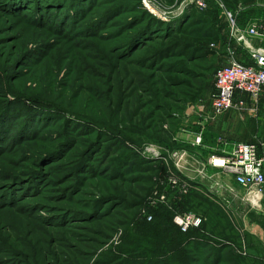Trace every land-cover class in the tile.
<instances>
[{
	"label": "rangeland",
	"instance_id": "obj_1",
	"mask_svg": "<svg viewBox=\"0 0 264 264\" xmlns=\"http://www.w3.org/2000/svg\"><path fill=\"white\" fill-rule=\"evenodd\" d=\"M48 1L0 0V264H264L257 204L197 161L186 115L212 99L227 48L200 50L229 0ZM173 210L206 220L184 237Z\"/></svg>",
	"mask_w": 264,
	"mask_h": 264
},
{
	"label": "built area",
	"instance_id": "obj_2",
	"mask_svg": "<svg viewBox=\"0 0 264 264\" xmlns=\"http://www.w3.org/2000/svg\"><path fill=\"white\" fill-rule=\"evenodd\" d=\"M194 7L198 11H205L208 8V4L205 0H194ZM228 16L232 24L231 28L235 31L236 20L234 19V14L228 11ZM247 33L251 37H264V19L253 23ZM243 38L244 36L240 35L237 41L240 42ZM211 48L217 49V44H211ZM227 55L228 61L221 64L216 70L211 106L208 108L205 103L201 102L186 111L187 117L193 116L197 118L193 122V133L195 135V143L198 145L203 141V128L210 124L213 119L233 109L241 110L246 106L247 102L244 99L236 98L238 92L246 93L249 96L252 102L251 108L254 109L264 90V50H251L252 63L240 61L237 58L236 47L233 45L227 46ZM260 147L257 142L238 141L233 144L229 153L222 158L218 157L220 159L219 162L216 159L213 161L215 166L229 172L235 183L247 192V195L242 198L243 200L249 201L248 196L254 194L260 196L258 202H251L252 206L260 203L264 197V155ZM170 182L173 183L174 187L177 186L179 188L180 194L176 199L181 201L183 196L189 191L188 185L179 176L176 178L171 177ZM229 192L236 196L234 189L229 190ZM162 198L164 199L165 196L163 195ZM173 212L174 221L183 232L200 228L206 220L203 215L194 212L175 210ZM244 249L243 253L246 254L245 246Z\"/></svg>",
	"mask_w": 264,
	"mask_h": 264
},
{
	"label": "crops",
	"instance_id": "obj_3",
	"mask_svg": "<svg viewBox=\"0 0 264 264\" xmlns=\"http://www.w3.org/2000/svg\"><path fill=\"white\" fill-rule=\"evenodd\" d=\"M230 9L232 13L236 15V30L234 31L231 27L224 30L223 35H225V42L223 43L222 39L217 44V49L220 47L227 48L228 45H233L236 47L237 58L240 61L252 63V58L250 57L251 50H264V37H251L248 35L247 31L253 23L264 19V0H241L239 6ZM240 35H243L244 38L242 41L238 42L237 38ZM223 52L226 53L227 49ZM225 57L224 63L228 61L227 53ZM236 98L244 99L247 102L246 106L241 110L233 109L219 116L208 124L207 127L203 128V141L201 144L198 145L195 143V135H193L192 143L195 145L194 149L199 153L198 162H206V160L212 156L216 158L224 157L232 150L233 144L238 141H253L259 143L261 146L260 150L264 155V90L254 109L251 108L252 102L246 93L238 92ZM207 102L208 103L205 104L209 108L212 102L211 100ZM217 184L223 186H220V188L226 191V194H231L229 192L231 189L235 190L232 186ZM253 196L254 195L250 196V198L255 202ZM259 198L260 196L257 197V201ZM243 201L248 203V201L242 199V202ZM256 207L261 217L264 218V197ZM256 231H258L260 235L263 234L264 225L256 224ZM262 237L263 235L261 238Z\"/></svg>",
	"mask_w": 264,
	"mask_h": 264
},
{
	"label": "trees",
	"instance_id": "obj_4",
	"mask_svg": "<svg viewBox=\"0 0 264 264\" xmlns=\"http://www.w3.org/2000/svg\"><path fill=\"white\" fill-rule=\"evenodd\" d=\"M15 1V0H14ZM48 1V0H47ZM47 1L46 0H35V2L37 3V4H39L40 6H43L44 7V5H47ZM63 2H64V0H62ZM49 3L48 4H52V2H50V0L48 1ZM239 2H241V0H229L228 1V4H229V6L231 7V8H233V7H236V6H238V4H240ZM61 9H63V8H61ZM196 12H201V11H196ZM195 14V13H194ZM196 15V14H195ZM151 21H153V23L151 22V24H154L153 25V27L155 26V25H159V23H160V21L159 20H157V19H154V18H152L151 19ZM155 27H157V26H155ZM223 33H222V31H220V33L219 34H214L213 35V37L211 38V39H209V43H210V45L209 46H206V47H204V48H202L201 50H200V53H202V52H204L205 51V53H207V51H208V49H210V47H211V44H218L222 39H223ZM175 39H178V38H175ZM225 42V40L223 39V43ZM167 44L168 43H164L163 45H164V48L165 47H169L170 48V46L169 45H171L172 44V46L173 47H176L173 51L174 52H177L178 51V49H180L181 47H182V44L180 43V42H175V41H173L172 40V42H170V44H168V46H167ZM168 49V48H167ZM166 49V50H167ZM191 49H193V48H191ZM216 50V49H215ZM165 50H163L162 48H156V49H154V52H160V53H163ZM192 51V50H191ZM188 52H189V50H187V54H188ZM161 57H163V54H162V56ZM215 82V81H214ZM214 88H215V85H214ZM214 88H213V91H214ZM212 91V92H213ZM167 170H163V173H165ZM183 200H184V197L182 198V200H181V203L179 204V205H181L182 203H183ZM154 219V215H153V218H152V220ZM148 220V219H147ZM159 223V222H158ZM162 225H164V224H162ZM168 227V226H167ZM193 230H195V229H193ZM168 231V230H167ZM190 231H192V230H190ZM169 232V231H168ZM186 233H188V232H184L183 233V235H184V237L187 235ZM173 234V233H172ZM177 234L179 235V237H181L182 236V233H180V232H177ZM171 240L169 241V247L170 248H172V252H174L175 253V259H177L178 258V255H177V253H179V257L182 259V258H185L186 257V251L185 250H183V249H179V250H177L178 249V247L180 246V240H179V238H178V236H176V234H173V236L171 235ZM182 254L184 255V256H182ZM187 259H188V257H187ZM187 259H186V261H187ZM168 264H170V260H168Z\"/></svg>",
	"mask_w": 264,
	"mask_h": 264
},
{
	"label": "bare ground",
	"instance_id": "obj_5",
	"mask_svg": "<svg viewBox=\"0 0 264 264\" xmlns=\"http://www.w3.org/2000/svg\"><path fill=\"white\" fill-rule=\"evenodd\" d=\"M219 160H220V159L216 158V161H217V162H219ZM256 196L259 197V195H258V194H254V196H253V200L255 201V203L258 202Z\"/></svg>",
	"mask_w": 264,
	"mask_h": 264
}]
</instances>
